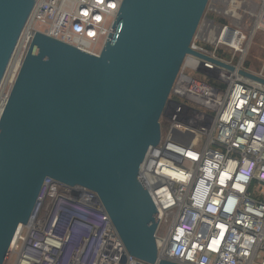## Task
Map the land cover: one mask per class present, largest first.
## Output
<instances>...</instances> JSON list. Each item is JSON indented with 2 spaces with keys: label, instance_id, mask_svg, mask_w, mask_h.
I'll return each mask as SVG.
<instances>
[{
  "label": "water",
  "instance_id": "obj_1",
  "mask_svg": "<svg viewBox=\"0 0 264 264\" xmlns=\"http://www.w3.org/2000/svg\"><path fill=\"white\" fill-rule=\"evenodd\" d=\"M209 2L122 0L97 56L33 34L0 113V264L48 179L94 192L136 260L177 264L158 257L162 213L140 171L185 61L236 70L192 47ZM34 3L0 0V86ZM237 73L264 86L261 73Z\"/></svg>",
  "mask_w": 264,
  "mask_h": 264
},
{
  "label": "built area",
  "instance_id": "obj_2",
  "mask_svg": "<svg viewBox=\"0 0 264 264\" xmlns=\"http://www.w3.org/2000/svg\"><path fill=\"white\" fill-rule=\"evenodd\" d=\"M121 1L35 0L14 53L19 52L18 68L36 32L99 55ZM239 1L222 0L221 14L234 26L219 24L208 31L212 20L205 18L192 43L236 70L193 57L185 61L183 68L200 70L221 86L188 85L180 72L171 95L207 113L169 97L160 119L166 129L140 171L162 213L158 257L177 264H264V86L237 73L245 58L239 29L248 19L245 0ZM232 6L239 21L227 16ZM259 20L264 27V4ZM235 36L241 39L238 49L215 42L216 37ZM196 41L208 42L213 50ZM220 50L230 55L219 56ZM38 203L2 264H145L126 252L94 192L48 179Z\"/></svg>",
  "mask_w": 264,
  "mask_h": 264
},
{
  "label": "rangeland",
  "instance_id": "obj_3",
  "mask_svg": "<svg viewBox=\"0 0 264 264\" xmlns=\"http://www.w3.org/2000/svg\"><path fill=\"white\" fill-rule=\"evenodd\" d=\"M210 7H211V9L214 8L216 10V12H213V11L210 12L209 10L207 11V9H206V12L204 14V18L212 20V23L208 24L207 30L208 31L212 30L214 27H216L219 24L228 25V22H230L229 19L224 17L221 14V10L224 9V8H222V7H224L222 0H210L209 5H208V9ZM207 34L208 33H206V39L208 41H210V39H209L210 37L207 38ZM258 42H263V39H261V38L255 39L254 43L259 45ZM196 44H198V46H200L202 48H205V49L207 48V49L213 50V47L206 41L205 42L196 41ZM220 51H221L220 52L221 54L230 55L225 50H220ZM18 55H19V52L12 59V62L10 64L8 71H7L6 77L4 78V81H3L2 85L0 86V113H1L2 105L4 103L5 97L9 92V89L11 87V82H12L14 75H15V72L17 71V68H18V64H17L18 63L17 62ZM243 67L246 68L247 70H248V68L250 70H254V72L257 74L261 73L264 76V55L259 56V57L250 56V55L248 57L246 56L244 58ZM181 73H182V76L184 77V79H186L185 81L187 82L186 84H188V85L195 84V83L196 84L197 83H204V84L211 85V86L212 85L221 86V85H219L221 83H217L215 80H213L212 76H206L200 70H194V69H191L189 67H184L182 69ZM170 99L173 101H176V102H180L184 105H187L192 110H195L197 112L205 113V114L207 113L203 108L189 104L186 99L178 100V97L175 95H170ZM160 125H161V131H165L166 127H164L162 120L160 122ZM175 132L177 134L180 133V131L178 129H176Z\"/></svg>",
  "mask_w": 264,
  "mask_h": 264
},
{
  "label": "crops",
  "instance_id": "obj_4",
  "mask_svg": "<svg viewBox=\"0 0 264 264\" xmlns=\"http://www.w3.org/2000/svg\"><path fill=\"white\" fill-rule=\"evenodd\" d=\"M250 1V2H248ZM225 2H229V0H225ZM258 3V2H257ZM245 9L247 10L246 16H248L247 21L242 23L240 25V32L243 35L244 43L242 45L244 49V54L245 57L247 56H263L264 55V27L261 24V21L259 20V11L262 8V5L264 3H260L259 5L255 3L253 0H245ZM229 8V7H228ZM231 9H237L236 6H232ZM255 10V11H254ZM253 11L256 12V16L253 15ZM241 15H239V20H240ZM228 25H232V21L228 22ZM235 28V27H234ZM263 39V42H258L259 45L255 44L254 41L255 39ZM252 48V49H251ZM251 53V54H250ZM249 71L252 73H255L254 70Z\"/></svg>",
  "mask_w": 264,
  "mask_h": 264
},
{
  "label": "bare ground",
  "instance_id": "obj_5",
  "mask_svg": "<svg viewBox=\"0 0 264 264\" xmlns=\"http://www.w3.org/2000/svg\"><path fill=\"white\" fill-rule=\"evenodd\" d=\"M235 1H237L238 3H240L241 1H239V0H229V2H226V3H231V2H235ZM253 1V0H252ZM248 2H250V1H248ZM255 11V10H254ZM253 11V15L254 16H256V12H254ZM226 13H227V16L228 17H230V18H234V20H236V21H239V14L237 13V12H234V9H229L228 11H226ZM214 39V38H213ZM212 39V40H213ZM239 39H240V37H233V40H229V37H226V39L225 38H223V37H216L215 38V42H218V43H227V44H229L232 48H236V49H238V43H240V42H238L239 41ZM241 40V39H240ZM190 62L188 61L187 62V64H189ZM18 65H19V62L17 63ZM157 173H159L160 174V168H159V170L157 171Z\"/></svg>",
  "mask_w": 264,
  "mask_h": 264
},
{
  "label": "trees",
  "instance_id": "obj_6",
  "mask_svg": "<svg viewBox=\"0 0 264 264\" xmlns=\"http://www.w3.org/2000/svg\"><path fill=\"white\" fill-rule=\"evenodd\" d=\"M218 55L220 56V55H222V54H221L220 52H218ZM222 88L224 89L225 87L222 86Z\"/></svg>",
  "mask_w": 264,
  "mask_h": 264
}]
</instances>
